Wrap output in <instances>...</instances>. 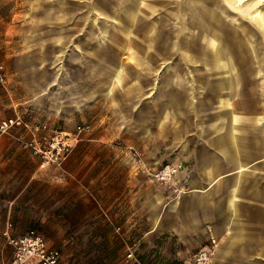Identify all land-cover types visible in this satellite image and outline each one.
Wrapping results in <instances>:
<instances>
[{"label": "rangeland", "instance_id": "obj_1", "mask_svg": "<svg viewBox=\"0 0 264 264\" xmlns=\"http://www.w3.org/2000/svg\"><path fill=\"white\" fill-rule=\"evenodd\" d=\"M92 1L98 0H0V66L6 79L4 84L0 81V91L9 90L11 95L5 102L0 101V117L16 114L28 123L0 136L8 137L10 144L0 158L26 163L25 167H17L11 179H0V240L8 243L7 235L18 236L34 228L52 247L57 225H69L65 235L77 240L69 251L73 252L75 264H114L117 249L101 246L97 227L140 225L145 230L144 240L136 249H123L124 264L129 263V252L145 264H184V255L191 254V249L181 240L179 245L176 243L180 238L178 214L183 211L182 195L214 192L215 201L230 211L229 195L214 189L233 176L235 169L227 166L219 175L204 179L206 175L199 165L206 159V151L213 153L211 136H204L201 126H196V120L191 118L192 124L178 139L173 134L176 123L161 114V101L168 90L162 77L174 73L171 63L176 53L157 40V46L167 56H155L153 52L141 59L135 45L142 30L136 37L132 32L130 40L119 35L103 38L105 50L109 51H102L94 37L98 36L96 27L103 15L95 9L88 12L87 3ZM238 6L237 1L235 14L231 15L237 31H250L264 52V20L256 13L264 11V0H248L243 9ZM241 11L246 17L240 15ZM100 64L121 67L119 81L109 89L106 83L101 88L96 83L95 75L104 72L96 69ZM201 117V121L206 118ZM44 123L45 133L57 129L76 138L65 159L75 161L79 171L75 201L70 198L69 204L67 199L62 203L61 198L56 211L51 208L55 203L51 183L43 182L38 175L29 178L31 162L38 164L42 158L30 146H24L41 139L43 132L37 131L35 125ZM80 124H88L89 128L77 132ZM117 160L124 168L132 166L141 173L143 180L138 186L156 199V215L154 211H103L106 201L102 198L108 193L96 191L105 177L102 166ZM165 164L179 166L167 181L159 182L147 175V170ZM48 166L52 165L44 167ZM245 170L251 178L242 185L245 194L237 202L239 211H264V151L255 155L251 151ZM90 176L97 187L91 194L78 182ZM21 187L23 190L11 207L8 198ZM153 224L162 226L155 239L146 232ZM142 234L138 232L140 239ZM211 237L218 241L215 235L204 233L201 247L209 244ZM172 246L180 258L170 257Z\"/></svg>", "mask_w": 264, "mask_h": 264}, {"label": "crops", "instance_id": "obj_2", "mask_svg": "<svg viewBox=\"0 0 264 264\" xmlns=\"http://www.w3.org/2000/svg\"><path fill=\"white\" fill-rule=\"evenodd\" d=\"M237 1L240 4L238 7L243 9L248 0ZM237 1L98 0L87 3L88 12L95 9L103 15L96 27L98 36L94 37L102 51H109L105 50V44L101 41L103 38L119 35L130 40L132 32L136 37L138 31L142 30V37L135 45L141 59L153 52L155 56H167L157 46V40L162 42L164 48L176 53L171 63L174 73H165L162 77L168 90L164 91L161 101V114L176 123L173 134L178 139H182L187 126L192 124L191 118L196 120V126H201L200 132L204 136H211L213 153L206 151V159L199 165L206 175L204 179L219 175L227 166L235 169L233 176L222 180L219 187L214 189L229 195L230 211L215 201L214 192L182 195L183 211L178 214L180 238L176 243L179 245L181 240L191 249V254L184 255V264H191L192 254L202 246L204 233L215 235L219 241L210 264H264V211H239L240 207L237 206L239 197L245 194L242 185L251 178V173L245 170L251 151L254 155L264 151V52L253 41L256 37L250 31H237L236 20L231 16L235 14ZM241 13L242 17H246L245 12ZM256 13L264 20V11ZM105 67L102 64L96 66L97 70H104L95 75L96 83L100 88L107 84L109 89L119 81L121 67ZM1 91L0 101L5 102L7 97L10 98V92ZM202 115L206 116L204 121L200 120ZM8 141V137L0 139V157L8 150ZM119 161L107 162L102 166L105 177L98 189L91 176L83 182L80 179V187L89 194L95 189L100 194L108 193L102 198L106 201L103 202V211H154L156 215V199L138 186L143 180L141 173L133 170L132 166L124 168ZM25 164L0 158V179H11L16 175L17 167H25ZM76 164L71 158L60 166L46 168L41 167L40 162H31L33 170L29 178L38 175V178H44H40L43 182L51 183L55 193L52 196L55 199L52 211L60 208L61 198L62 203L67 199L69 204L70 198L72 202L75 201V180L79 173ZM184 171L186 173V169ZM196 182L199 184L198 178ZM22 190V187L13 190L15 194L8 198L11 207ZM61 211H64L63 208ZM68 227L57 225L52 235V247L61 253L60 264H75L76 260L73 252L69 251L77 245V240L65 235ZM161 227L153 224L146 232L155 239ZM97 228L101 246L117 249L114 264H124L123 249L138 248L145 236V230L140 225L116 228L100 225ZM138 232L143 233L141 239ZM7 244L0 240V264L11 258L12 247ZM179 254L173 248L170 257L180 258ZM139 260L145 264L142 259Z\"/></svg>", "mask_w": 264, "mask_h": 264}, {"label": "built area", "instance_id": "obj_3", "mask_svg": "<svg viewBox=\"0 0 264 264\" xmlns=\"http://www.w3.org/2000/svg\"><path fill=\"white\" fill-rule=\"evenodd\" d=\"M5 76L0 66V81H4ZM15 126H28V123L20 116L7 117L0 119V136L7 133ZM77 132H81L89 128L88 124L77 125ZM37 131L43 132L40 140H34L24 143V146H30L34 153L40 155L42 160L40 166L60 165L72 151L75 136L68 132L52 129L50 134L45 133L47 125H35ZM178 165L165 164L156 169L147 170V175L152 179L165 182L170 179L178 170ZM7 234V232L5 233ZM8 237V243L12 247L11 258L5 264H28L37 262L39 264H60L61 254L58 249L49 247L46 239L39 231L34 228L28 229L18 236ZM210 243L200 247L192 254L191 264H210L213 255L216 252L218 241L210 238ZM128 264H143L137 259L132 252L127 253Z\"/></svg>", "mask_w": 264, "mask_h": 264}, {"label": "bare ground", "instance_id": "obj_4", "mask_svg": "<svg viewBox=\"0 0 264 264\" xmlns=\"http://www.w3.org/2000/svg\"><path fill=\"white\" fill-rule=\"evenodd\" d=\"M239 77V76H238Z\"/></svg>", "mask_w": 264, "mask_h": 264}]
</instances>
